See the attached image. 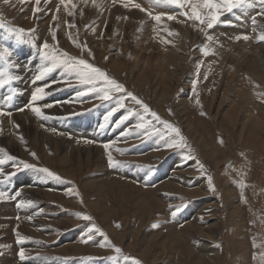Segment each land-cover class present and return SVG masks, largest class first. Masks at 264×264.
<instances>
[{"label":"rangeland","instance_id":"obj_1","mask_svg":"<svg viewBox=\"0 0 264 264\" xmlns=\"http://www.w3.org/2000/svg\"><path fill=\"white\" fill-rule=\"evenodd\" d=\"M103 1L39 0L37 3V0H23L17 7L23 6L24 10L32 4L33 11L30 9V14L22 15L19 8L13 6V10L7 0H0V47L2 44L3 49L7 48L6 41L18 36L14 29L23 28L25 32L19 36H23L24 46L19 48L18 53L28 60L25 61V70L32 63L35 65L32 66L34 70L39 72L44 66H49L48 61L43 60L39 54L42 45L47 43L45 51L50 57L59 60L74 58L76 61L84 59L122 84L125 90L122 93L112 91L109 93V100H102V93L89 92L88 87L91 85L81 84L74 72L54 68L55 72L48 76L53 81H50L52 85H46V89L56 87L59 93L62 92L64 98L59 106L68 111L67 114L61 112L51 118L49 124H58L59 128L73 131L70 140L75 145L85 144L90 146L89 149L93 147L102 150L98 161L82 162L79 181L60 171L67 169L66 163L57 160L50 164L52 167L46 165L42 158V148L31 147L29 139L23 150L16 147L10 150L1 128L0 157L9 165H0V169L5 175H15L7 180L0 176V189L14 195L10 204L6 199L0 203L8 204V212L0 208V214L14 213L18 223L13 226L14 219H0V264H264V80L255 75L258 73L264 76V50L261 53H257L256 49L252 50L264 47V41L257 38L264 31V12L261 11L258 0L256 7L251 9H234L232 13H225L220 19L231 23H220L213 29H207L206 24L189 18L190 4L199 0H184L179 7L157 3L156 0H148L150 3L146 0ZM152 2L158 5L162 3L163 6L154 7ZM136 4L140 5V9L135 7ZM99 5L109 15L101 28L104 36L109 33V42L115 38L116 42L122 40V43H126L124 38L132 42L146 31L148 41H153L150 49L160 52L165 48H172L176 51L181 50L178 37L190 32L191 38L187 37L185 44V67L183 66L180 77L173 79L168 76L163 83L159 82L158 76L148 73L146 79L149 78V85L145 84L141 67H135L130 61L131 53L124 51L126 69L131 70H126V74L121 73L120 78H116L109 74L108 68L99 65L95 52L89 50L88 37L78 34L77 24L69 15H66L71 22L68 29L75 42L69 47L75 51L71 53L66 50L63 42L60 43V34L66 35L68 31L67 28L65 31L62 28L66 27L63 24L66 9L70 6H81L83 9L90 6L97 10L100 9ZM36 8L39 10L34 11ZM150 8H155L156 12ZM164 8L170 9L174 14ZM41 13L45 17L47 14L48 18L41 17ZM121 13L126 17H133V20H127L130 25L119 17ZM137 14L142 18L137 19ZM159 14L163 15L157 22L154 16ZM172 15L173 19L169 20L168 17ZM26 19L31 22L30 28L22 22ZM152 21L155 22L154 25L162 23V29L150 30L148 25H153ZM91 23L93 27L90 26ZM239 24L245 28L242 29ZM40 25L46 27L42 28ZM143 26L146 27L145 30ZM88 28L98 31V24L92 19L85 27ZM110 28H114V32ZM28 30L34 31L29 33ZM42 31L47 35L50 32L55 34L56 45L50 43L46 34L39 37L38 33L41 34ZM192 33H196L194 37H198L192 38ZM209 35L213 37L211 41L207 39ZM244 35L248 39L247 42L243 38L239 39L243 41L241 44L236 37ZM241 45L246 47V52L250 49L244 60L240 59V53H236ZM109 47L111 48V44ZM204 49L207 55L202 51ZM245 49L240 51L243 53ZM28 53L30 58H27ZM256 62L260 69L253 73ZM109 63L106 62V65H110ZM161 66L162 63L159 67ZM38 71L36 72L39 73ZM46 79L47 77H43L37 85L44 83ZM94 83L97 89L107 87L102 77ZM127 92L143 101L163 121L179 128L180 136L177 137L167 125L160 124L149 113L144 112L139 104L126 95ZM117 100L124 103V108L118 107ZM69 103L70 107L67 106ZM113 108L117 111L106 121L104 117ZM129 111L133 115L117 125L121 116L128 115ZM1 116H7V119L12 117L11 114ZM62 117L75 120L80 117L84 122L90 120L96 129L87 131L81 125L82 129L79 131L70 124L62 125ZM100 124L105 127L101 129ZM138 124H144L147 131L137 128ZM108 135L113 139L110 140ZM166 143L173 144V147H166ZM105 144L109 145L108 149H105ZM59 152L64 155V150ZM47 154L51 155L53 152ZM109 154L115 161L124 162L123 166L110 167L107 159ZM9 155L16 157V160L8 161ZM11 164L13 170L10 169ZM24 164L33 165L37 170L25 168ZM41 168L49 169L60 179L40 172ZM19 176L21 178L17 180ZM94 177L114 180V184L109 186L113 190L100 182L84 187ZM32 186H37L50 195H58L60 199L50 200L34 193H30L31 196L25 195L26 188ZM11 189L18 195L10 192ZM21 201L26 205L24 208L17 207ZM177 208L181 210L173 216L172 212ZM85 215L90 219L84 220ZM96 227L104 236L94 230L89 232V229ZM89 235L92 236L91 240L88 239ZM18 240L21 242L17 243ZM116 248L120 252H116ZM21 250L24 251L23 260L19 256Z\"/></svg>","mask_w":264,"mask_h":264},{"label":"bare ground","instance_id":"obj_2","mask_svg":"<svg viewBox=\"0 0 264 264\" xmlns=\"http://www.w3.org/2000/svg\"><path fill=\"white\" fill-rule=\"evenodd\" d=\"M8 1V5L9 6H11L12 5V7L13 6H16L17 7V5H20V2L21 1H23V0H7ZM67 1V0H66ZM77 1V0H76ZM105 1V0H104ZM104 1H103V3H104ZM117 1V0H116ZM129 1H131V0H129ZM133 1V0H132ZM138 1V0H137ZM146 1H148V0H146ZM29 2V1H28ZM63 2H64V0H63ZM71 2H73V1H71ZM84 2H85V0H84ZM99 2V1H98ZM101 2V1H100ZM99 2V3H100ZM114 2V1H113ZM120 2V1H119ZM136 2V1H135ZM140 2V1H139ZM143 4L145 3V2H143V1H141ZM3 3V2H2ZM70 3V2H69ZM89 3H91V2H89ZM97 3V2H96ZM116 3V2H115ZM121 3V2H120ZM125 3V2H124ZM137 3V2H136ZM147 3H150L149 1L147 2ZM147 3H145V4H147ZM153 3V2H152ZM151 3V4H152ZM72 4V3H71ZM88 4V3H87ZM94 4V3H93ZM127 4V3H126ZM132 4V3H131ZM134 4V3H133ZM25 5V4H24ZM27 5V4H26ZM34 5H35V3H34ZM74 5H75V2H74ZM109 5V4H108ZM156 6V7H160L161 8V5H162V3H161V5L159 4H154L153 3V5L152 6ZM165 5V4H164ZM2 6V5H1ZM4 6V5H3ZM7 6V5H6ZM53 6V5H52ZM85 6V5H84ZM83 6V7H84ZM96 6V5H95ZM100 6V9H97V8H95V9H97V10H94L92 7H90V6H88V7H84V9L81 7V6H78V7H74V6H70L68 9H66V12H65V14L63 15V20L65 21V23H63V24H65V26L66 27H62L63 28V30L65 31L66 30V28H67V34L65 35V34H63V33H61L60 35H61V40H60V43L61 42H63L62 44H64V47H65V49L66 50H68V51H71V53L72 52H74L75 50H73L72 48H70L69 46L71 45V44H75V42H73V40H72V38H71V36H73V34L71 35L70 34V31H69V29H68V25H69V18L67 19V17H66V15H69V16H71L72 18H73V20L76 22V24H77V27H78V34L81 36L82 34L83 35H86L87 37H88V40H89V43H88V46H89V50L91 49L92 51H94L95 52V55H96V57H97V59H98V63H99V65L101 66V67H104V68H108V70H109V74H111V75H113V76H115L116 78L118 77V78H120L119 76L121 75V73L122 74H126V70H131V69H129V68H127L126 69V67H127V61H125L123 58H124V51H129L130 53H131V62L135 65V67L136 66H139V67H141V69L142 70H140V72L142 73V74H144V81H145V84H148L149 85V78L148 79H146L147 78V74L149 73H152L153 74V76H158V78H159V82H163V83H165V81H166V78L168 77V76H171L173 79L174 78H178V77H180L179 75H181V70H184V63L186 62L185 60H186V57L184 56V55H186V54H184V52H186L185 50H186V48L187 47H185V44H187L186 43V39H187V37L188 38H191L189 35V33L188 34H183V36L182 37H178V46H179V48L181 47V50H176V51H173L172 50V48L171 49H169L168 50V48L165 50L164 49V51L163 50H160V52H157L156 51V49H154L155 51H153L152 49H150V47L152 48V44H150V43H152L153 41H151V42H149L148 41V38L146 37V35L148 34V33H146V31H145V33H144V35H140V37L139 38H135L136 40L134 41V43H133V41L132 42H128L127 41V39H125L124 38V40L126 41V43H122V40H121V42L120 41H117L116 42V38L115 39H113L111 42H109V40H108V36H109V33H107V32H105V33H107L105 36H104V33L101 31V28H102V24L103 23H106L105 22V20L106 19H108V17H109V15L106 13V10L105 9H102L101 8V6L102 5H99ZM110 6H111V3H110ZM130 6V5H129ZM143 5L141 4V7H142ZM154 6V7H155ZM163 6V5H162ZM8 7V6H7ZM6 7V8H7ZM28 7V8H27ZM24 10L22 9L23 8V6H20V8L19 7H17V8H19V11L21 12V14L22 15H28V14H30L29 12H30V9L33 11V6H32V4H29L28 6H27ZM116 7V6H115ZM131 7V6H130ZM144 7V6H143ZM145 7H148V6H145ZM256 7V6H255ZM126 8V7H125ZM167 8V7H166ZM166 8H164V10L166 9ZM187 8V7H186ZM186 8H185V10H186ZM191 8V7H190ZM260 8V7H259ZM127 9H129V7H128V5H127ZM140 9V8H139ZM148 8H146V10H147ZM153 8H150V10H152ZM2 10V9H1ZM4 10V9H3ZM13 10H14V7H13ZM161 10V9H160ZM185 10H184V12H185ZM148 11V10H147ZM166 11H168V12H170L171 13V10L170 9H166ZM174 11H176V10H174ZM189 11V10H188ZM241 11V10H240ZM251 11V10H250ZM12 12V11H11ZM25 12H27V13H25ZM53 12V11H52ZM61 12H62V10H61ZM107 12H109V11H107ZM114 12V11H113ZM119 12V11H118ZM140 12V11H139ZM153 12H156V10H155V8L153 9ZM110 13V12H109ZM148 13H151L152 14V12H149L148 11ZM147 13V14H148ZM157 13H159V12H157ZM167 13V12H166ZM165 13V14H166ZM14 14V13H13ZM16 14V13H15ZM41 14H43V13H41ZM40 14V15H41ZM55 14V13H54ZM114 14V13H113ZM121 14H123V13H121ZM119 15V17H122V19H124V20H126V22H127V20H133L132 18H130V17H126V16H124L125 14H123V15ZM143 14V13H142ZM150 14V15H151ZM168 14V13H167ZM171 14H174V13H171ZM171 14H169V15H171ZM7 15V14H6ZM20 15V14H19ZM35 15V14H34ZM36 15H37V13H36ZM150 15H149V17H150ZM241 15V14H240ZM243 15V14H242ZM21 16V15H20ZM46 16L47 17H45L44 16V14L41 16V17H45V18H48V15L46 14ZM60 16V18L59 19H61V15H59ZM111 16V15H110ZM8 17V16H7ZM6 17V18H7ZM14 17V16H13ZM31 17V16H30ZM66 17V18H65ZM117 18H119L118 16H116ZM146 17H147V15H146ZM146 17H144V18H146ZM152 17V16H151ZM172 17H174L173 15H172ZM2 18V17H1ZM35 18V17H34ZM136 18L137 19H139V18H142V16H140V15H136ZM178 18V17H177ZM93 19V22H95V23H97L98 24V31L96 30H94L93 28H92V30H89V28L88 29H85V27H87V25H88V22L90 21V20H92ZM115 19V18H114ZM135 19V18H134ZM149 19H151L152 20V18H149ZM7 20H10V19H7ZM18 20V19H17ZM21 20V19H20ZM117 20H119V19H117ZM142 20V19H141ZM166 20H168V19H166ZM13 21V20H12ZM63 21V22H64ZM110 21V20H109ZM130 21H129V23H130ZM138 21V20H137ZM140 21V20H139ZM262 21V20H261ZM10 22V21H9ZM22 22L25 24V26L26 27H29L30 25H31V22H29L27 19L26 20H22ZM21 22V23H22ZM62 22V21H61ZM73 22V21H72ZM120 22V21H119ZM121 22H123V21H121ZM143 22V21H142ZM176 22V21H175ZM51 23H52V21H51ZM71 23V22H70ZM110 23V22H109ZM128 22H127V25L129 24ZM132 23H134V22H132ZM139 23V22H138ZM152 23H153V25H151V24H149L148 26H149V29L151 30L152 29V31H153V29L154 28H159V29H162V23H160V25H154V21H152ZM168 23H169V21H168ZM173 23V22H172ZM191 23V22H190ZM200 23V22H199ZM8 24V23H7ZM53 24V23H52ZM62 24V23H61ZM72 24H74V23H72ZM100 24V25H99ZM108 24V23H107ZM120 24H122V23H120ZM162 24V25H161ZM93 24L91 23L90 24V26H92ZM96 25V24H95ZM105 25V24H104ZM123 25H125V24H123ZM122 25V26H123ZM130 25V24H129ZM142 25V24H141ZM144 26L146 25L145 24V21H144V24H143ZM171 25V27H172V24H170ZM170 25H168V26H170ZM187 25V24H186ZM239 25H241V24H239ZM258 25V24H257ZM33 26V25H32ZM59 26V25H58ZM63 26V25H62ZM120 26V25H119ZM118 26V27H119ZM121 26V27H122ZM143 26V27H144ZM164 26H166V25H164ZM182 26V25H181ZM189 26V25H188ZM242 26V25H241ZM25 27V28H26ZM40 27H42L41 25H40ZM39 27V28H40ZM44 27H46V26H44ZM44 27H42V28H44ZM50 27V26H49ZM93 27V26H92ZM106 27H110V26H106ZM113 27H115L114 25H113ZM130 27V26H129ZM137 27L138 26H136V29H137ZM161 27V28H160ZM204 27V26H203ZM246 27H247V25H246ZM2 28V27H1ZM8 28V27H7ZM30 28V27H29ZM41 28V29H42ZM145 28L146 27H144V30H145ZM188 28H191L190 26L188 27ZM187 28V29H188ZM238 28V27H237ZM244 28H245V26H244ZM243 28V26H242V29H244ZM111 29V28H110ZM112 29H114V28H112ZM111 29V30H112ZM122 29H123V27H122ZM157 29H155V30H157ZM182 29V28H181ZM193 29V28H192ZM192 29H191V31H192ZM239 29V28H238ZM254 29V28H253ZM45 30H46V28H45ZM50 30V29H49ZM53 30V29H52ZM105 30V29H104ZM116 30V29H115ZM135 30V29H134ZM143 30V31H144ZM169 30V29H168ZM197 30H199V29H197ZM203 30V29H202ZM106 31V30H105ZM113 32H114V30H112ZM119 31H120V29H119ZM128 31V30H127ZM174 31V30H173ZM180 31H182V30H180ZM231 31V30H230ZM245 31V30H244ZM248 31V30H247ZM141 32V31H140ZM166 32H167V30H166ZM184 32V31H183ZM186 32V31H185ZM234 32V31H233ZM4 33V32H3ZM38 33V32H37ZM51 34H46V32L45 31H42L41 32V34H40V32L38 33L39 34V37H41L40 35H43V34H46L47 36H48V39H49V41H50V43L51 44H53V45H56L55 44V42H56V40L55 39H53L52 37H53V33L52 32H50ZM72 33V32H71ZM124 33V32H123ZM130 33V32H129ZM128 33V34H129ZM133 33H136V32H134L133 31ZM152 33V32H151ZM164 33V32H163ZM162 33V34H163ZM172 33V32H171ZM236 33V32H235ZM237 33H239V32H237ZM255 33V32H254ZM101 34H103V35H101ZM143 34V33H142ZM159 34V33H158ZM158 34H156L155 33V35H158ZM162 34H160V36H163ZM168 34V33H167ZM166 34V35H167ZM170 34V33H169ZM177 34V33H176ZM193 34V33H192ZM191 34V36H192V38L194 37V34H196V33H194L193 35ZM28 35V34H27ZM30 35V34H29ZM71 35V36H70ZM112 35V34H111ZM124 35V34H123ZM122 35V36H123ZM126 35V34H125ZM124 35V36H125ZM136 35V34H135ZM139 35V34H138ZM172 35V34H171ZM197 35V34H196ZM254 35V34H253ZM259 35V34H258ZM104 36V37H103ZM119 36H121V34L119 35ZM123 36V37H124ZM137 36V35H136ZM154 36V35H153ZM168 36H170V35H168ZM230 36V35H229ZM46 37V36H45ZM111 37V36H110ZM149 37V36H148ZM151 37V36H150ZM156 37V36H155ZM155 37H154V39L153 40H155ZM196 37V36H195ZM194 37V38H195ZM198 37V36H197ZM196 37V38H197ZM84 38V37H83ZM127 38V37H126ZM132 38V37H131ZM134 38H132V39H134ZM158 38V37H157ZM156 38V40L158 41L159 39H157ZM162 38V37H161ZM174 38V37H173ZM172 38V39H173ZM257 38H258V36H257ZM7 39V38H6ZM42 39V38H41ZM122 39V38H121ZM152 39V38H151ZM176 40H177V38H175ZM139 40H141V41H139ZM174 40V39H173ZM175 40V41H176ZM8 41V40H7ZM161 41V40H160ZM164 41V40H163ZM235 41V40H234ZM11 42V41H10ZM42 42V41H41ZM48 42V41H47ZM166 42V41H165ZM177 42V41H176ZM241 41L239 40V43H240ZM243 42V41H242ZM242 42H241V44H242ZM246 42H247V40H246ZM248 42H250L249 40H248ZM163 43V42H162ZM161 43V44H162ZM36 44V43H35ZM111 44V48L109 47V45ZM160 44V45H161ZM237 44V43H236ZM61 45V44H60ZM155 45V44H154ZM154 45H153V47H154ZM158 45V44H157ZM159 45V46H160ZM164 45V44H163ZM173 45V44H172ZM237 45H240V44H237ZM243 45H245V44H243ZM62 46V45H61ZM188 46V45H187ZM156 47V46H155ZM154 47V48H155ZM163 48H164V46H162ZM161 47V48H162ZM165 47H167V46H165ZM243 47V48H242ZM245 46H242L241 45V47L239 46V48H237L239 51H237L236 53H240V59L241 60H244V58L248 55V52H249V50H248V52H246V47L244 48ZM57 48V47H56ZM201 48V47H200ZM230 48H231V46H230ZM259 48H261V47H255V48H253L252 50H254V49H256L255 51L257 52V53H261V52H263V48H261V50L259 49ZM24 49V48H23ZM47 49V48H46ZM157 49H158V47H157ZM242 49H245V51H243V53L244 52H246V53H242V51H240V50H242ZM235 50V49H234ZM52 51V50H51ZM228 51V50H227ZM178 52V53H177ZM196 52V51H195ZM229 52V51H228ZM233 52V51H232ZM21 53V52H20ZM33 53V52H32ZM31 53V54H32ZM37 53V52H36ZM30 54V53H29ZM231 54V53H230ZM234 55H235V53H233ZM33 55V54H32ZM36 55V54H35ZM80 55V54H79ZM127 55V54H126ZM228 55V54H227ZM237 57V56H236ZM12 58V57H11ZM89 58V57H88ZM14 59V58H13ZM35 59V58H34ZM90 59V58H89ZM128 59V58H127ZM12 60V59H11ZM27 59H24V60H15V62H14V68H12V69H16L17 68V66L20 68V70H15V71H17L18 73H19V71H21V73H24L25 71V61H26ZM31 60V59H30ZM91 60V59H90ZM110 61V63H109V61ZM236 60V59H235ZM28 61V60H27ZM40 61V60H39ZM108 62L110 65H106V62ZM153 61H154V65H153ZM41 62V61H40ZM47 62V61H46ZM45 63V62H44ZM162 63V66L161 67H159L160 66V64ZM164 63V64H163ZM37 64V63H36ZM22 67H21V66ZM32 66L34 67L35 65H34V63H32ZM32 66H26L27 68H28V70H27V72L25 73V77H29L30 76V78H32V74H36L35 73V71H34V68L32 67ZM37 66V65H36ZM184 66V67H183ZM169 67H171V70H169ZM255 67V66H254ZM252 68V67H251ZM262 68V67H261ZM22 69V70H21ZM32 69V70H31ZM254 69V68H253ZM260 68H259V66H258V64H257V62H256V69H254V70H252V72L254 73V71L255 70H259ZM165 70V71H164ZM250 70V69H249ZM264 70V69H263ZM10 71V70H9ZM39 72V71H38ZM249 73H250V71H249ZM140 74V73H139ZM138 74V75H139ZM14 75H16V74H14ZM256 76H257V78H263V80H264V76L263 75H260V74H255ZM19 76H20V74H19ZM58 76V75H57ZM56 76V77H57ZM22 77H24V75L22 76ZM19 78V77H18ZM126 78V77H125ZM43 79V78H42ZM52 79H54V78H52ZM57 79V78H56ZM21 80H27V79H21ZM31 80V79H30ZM137 80V79H136ZM50 81H53V80H51V79H46V80H44L43 82L44 83H42L41 84V86H39V87H41V88H44L45 89V92L46 93H49L48 95H45V96H43V98L40 100V101H37V102H35V104L33 105V106H37V107H40L41 109H42V112H43V114H44V116H46L47 117V119H44V118H42V117H38V116H36L32 111H31V108H27L25 111H19V112H17V113H13V114H11L12 115V117H8V119H7V116H1L0 115V132H1V130L3 129V131H4V133H3V136L7 139L6 140V142H7V144L10 146V150H14V147H16V148H20L21 150H23L24 149V144L26 143V140L27 139H29V142H31V144H30V146L31 147H34V146H37V147H41L42 148V151H41V153H43L42 154V158H43V161H44V163L46 164V165H48V166H50V167H52L50 164H52V163H54V162H56L57 160H59V162L60 163H66L67 164V169L66 170H60L62 173H64V174H66L67 176H69L70 178H72V179H75V180H77V181H79V175H80V173H81V171H82V168H81V165H82V162L83 161H85V162H91L92 160H96V161H98L99 159H101V155H100V151L102 152V150H99V149H94L93 147H92V149H89L90 148V146L89 145H85V144H80V145H82V146H79V144L78 145H75V144H73V142H72V140H70V137H71V135L73 134V131H69V130H67V129H65V128H59V126H58V124L57 125H51V124H49V121L51 120V118H54V117H56V116H58V114L60 115V113L61 112H63V113H68V111L65 109V108H63L62 106H59V104H60V102H61V100H62V98H64V95H63V93L62 92H58L57 90H56V87H53V88H50L49 90L48 89H46V85H52V84H50L51 82ZM56 81V80H55ZM141 81V79L139 78L138 79V82H140ZM143 81V82H144ZM27 82H28V80H27ZM240 82V80L238 81V83ZM125 83V82H124ZM237 83V84H238ZM252 83V82H251ZM25 84V83H24ZM13 86V85H12ZM37 86V85H36ZM35 86V87H36ZM17 87V86H16ZM48 87V86H47ZM51 87V86H50ZM153 87V86H152ZM31 88H33V87H31ZM35 89V88H34ZM19 90L21 91V95H20V97L22 98V99H26V96H28V94L29 93H32V89H30L29 87H27V85L25 84V85H22V84H20V87H19ZM20 91H18V92H20ZM31 91V92H30ZM16 93V92H15ZM157 94H158V91H157ZM17 97V96H16ZM168 97V96H167ZM67 98V97H66ZM29 103V102H28ZM27 103V104H28ZM91 103V102H90ZM24 102H22V103H19V105H18V107H23L24 105ZM45 104H50V105H52V107H47V108H45L44 107V105ZM26 106V105H25ZM68 107H70L71 106V104L69 103L68 105H67ZM17 106H15L14 108H16ZM17 109V108H16ZM90 114V113H89ZM9 115V114H8ZM72 120H74L75 122H72ZM94 120H96V119H94ZM68 122V124H66L65 122ZM55 122V121H54ZM79 122H80V117L78 118V119H64L63 117H62V119H61V124L62 125H71V127L72 128H78V130L79 131H81V129H82V126H80L79 125ZM39 123V125H37ZM53 123V122H52ZM76 123V124H75ZM74 124V125H73ZM61 126V125H60ZM66 127V126H65ZM84 127H86V129H87V131L88 130H95L96 129V127L94 126V124H93V122H91L90 120H89V122L84 126ZM2 128V129H1ZM71 128V129H72ZM119 129V128H118ZM86 131V130H85ZM99 131V130H98ZM66 135H67V137H66ZM15 137V138H13V137ZM98 136V135H97ZM108 137H109V135H108ZM116 137V136H115ZM106 139V138H105ZM109 139H110V137H109ZM111 139H113V138H111ZM110 139V140H111ZM115 139V138H114ZM117 139V138H116ZM113 141V140H112ZM111 144V143H110ZM91 145V144H90ZM102 148V147H101ZM48 149V151H46ZM59 150H61V151H63L64 150V155H61V153L59 152ZM26 151V150H25ZM23 152V154H25L26 155V153L24 152V151H22ZM47 152H53V154H51V155H48L47 154ZM57 156H59V157H57ZM59 158V159H58ZM1 159V158H0ZM32 161V160H31ZM131 174V173H130ZM129 174V175H130ZM95 178V177H94ZM32 179V178H31ZM175 179V178H174ZM12 180V179H11ZM13 181V180H12ZM35 181H36V178H35ZM98 182H100L102 185H107V187L106 188H109V189H112V187H109L110 185H112V184H114V180H111L110 178H102V177H100L99 179H97V178H95L94 180H90V181H87L85 184H84V187H90V186H92V185H96V183H98ZM36 183V182H35ZM35 183H31L32 185L33 184H35ZM38 184V183H37ZM19 186V185H18ZM41 186V185H40ZM48 187V186H47ZM99 187H101V185L99 186ZM113 188H114V186H113ZM27 190L26 191H28V193H26V191H25V195H28L29 194V196H31L30 195V193H34V194H37V196L38 195H42L43 197H47L48 199H50V200H55V199H60V197L58 196V195H56V196H54V195H50V193L48 194V193H46V192H43V191H41L40 189H38V187L37 186H32V187H28V188H26ZM113 190V189H112ZM112 190H110L111 192H112ZM18 193H16V195H17ZM33 195V194H32ZM35 197V196H34ZM36 198V197H35ZM64 202V201H63ZM65 203V202H64ZM21 211H23V210H21ZM25 213V212H24ZM27 215V214H26ZM28 218H29V216H28ZM75 253H77V252H75Z\"/></svg>","mask_w":264,"mask_h":264},{"label":"snow or ice","instance_id":"obj_3","mask_svg":"<svg viewBox=\"0 0 264 264\" xmlns=\"http://www.w3.org/2000/svg\"><path fill=\"white\" fill-rule=\"evenodd\" d=\"M157 3L163 2L168 5H175L177 7L182 6L184 3V0H156ZM261 11L264 12V0H258ZM37 3H39V0H37ZM256 0H199V2L191 3V15L190 19L192 20H198L203 24H206L207 29H213L215 25L224 23L228 24L231 23L230 21H222L220 17L224 15L225 13H232L234 9H240L242 11H245L247 9H251L255 7ZM135 7L140 8L139 4H136ZM39 9L36 8L34 11H38ZM163 14H159L154 16V19L159 22L162 18ZM187 15V13H185ZM55 19V17H53ZM169 20L173 19L172 16L168 17ZM253 23H255V20H253ZM14 31L18 34H23L25 30L23 28H17L14 29ZM29 33L34 30H28ZM53 39H55V34H53ZM248 39L247 35L244 36H237L236 39ZM207 39L211 41L213 39L212 36H208ZM258 40L264 41V31L260 33L258 36ZM48 47L47 43H44L42 47L40 48L39 54L40 57L43 60L48 61L49 66H44L42 70L39 72L38 75L35 76L36 81H40L46 74L50 73L53 71L54 68H64L65 71L67 72H74L76 76L79 78L80 83L84 85H91L88 87V91L92 92L94 94H99L100 99L102 100H109L110 96L109 93L112 91H115L117 93H122L124 92V86L120 83H118L116 80L109 78L105 72H103L100 68L94 67L92 64L87 63L84 59H79L76 61L74 58H69L65 60H59L56 57H50L48 53L45 51V49ZM204 51V54L207 55L206 49L202 50ZM2 55L5 59L10 56V52L7 48L3 49V53L0 54ZM66 55V54H65ZM71 61V62H70ZM103 78V83L107 85L105 88H100L97 89L95 87V81L98 78ZM17 79L15 76H10L6 75L5 73H0V88H3L5 85H8L12 82V80ZM195 84V81L193 82ZM49 93L45 92L44 88L37 87L35 90L31 93V98L29 101V104L26 105L25 107L31 108V111L38 117H42L44 119H47L46 116H44L42 109L37 106H33L35 102L40 101L43 96L48 95ZM84 93H78V95H83ZM126 95L132 99L136 104H139L144 112L149 113L150 116L160 124L167 125V127L171 130V132L175 133L177 137L180 136V129L173 127L169 122L163 121L156 112L151 111L146 104L143 103V101L137 99L133 93L127 92ZM7 99H10V96L7 97ZM117 105L119 108H124V103H122L120 100H117ZM45 108L47 107H52L50 104H45ZM21 111H24V108L20 109ZM117 111L116 108H113L111 112L107 113V115L104 117V119L107 121L109 117H111L115 112ZM4 114L3 109L0 108V115ZM133 115L131 111L128 112V115L126 116H121L120 120L117 121V125L120 123H123L124 120H127L129 116ZM151 126V122H149V127ZM105 127L104 124H100V128L103 129ZM137 128H143L145 131H147V128L145 127L144 124H138L136 126ZM182 139V138H181ZM105 149L109 148L108 144L104 145ZM166 147H173V144H168L166 143ZM34 156L35 153H32ZM108 163L110 167H117V166H123L124 162L121 161H115L113 157L109 154L108 157ZM8 161H15L16 157L9 155L7 157ZM5 163L4 160H0V165H3ZM25 168L33 167V165L29 164H24ZM40 172L46 173L48 176L55 178V179H60L59 176H57L55 173L49 171L47 168H41L39 169ZM15 175V173H8L4 174L2 169H0V176H3L5 180L9 179L11 176ZM211 180V178H209ZM5 196V192L0 191V199H3ZM31 205V201L28 202V206ZM26 205L23 201L19 202L17 204L18 208H24ZM181 209L177 208L175 211L172 212V215L175 216L177 212H179ZM84 220H89L90 217L85 215L83 217ZM95 231L99 233L101 236H104V233L100 231L98 227L94 229H89V232L91 233L92 231ZM89 240L92 239V236L89 235L88 237ZM105 242H107V237H104ZM21 241L18 240L17 243H20ZM116 252H120L119 248H116ZM20 258L23 260L25 258L24 256V251L21 250L19 253ZM138 264V262H137Z\"/></svg>","mask_w":264,"mask_h":264},{"label":"crops","instance_id":"obj_4","mask_svg":"<svg viewBox=\"0 0 264 264\" xmlns=\"http://www.w3.org/2000/svg\"><path fill=\"white\" fill-rule=\"evenodd\" d=\"M11 41V40H10ZM9 41V42H10ZM11 43V42H10ZM15 44V43H14ZM17 55V54H16ZM14 58V59H13ZM12 59V60H11ZM15 60H20V58L17 56V58L16 57H12V58H9V57H7V63H11V68H14V62H15ZM21 66V65H20ZM22 67V66H21ZM15 70H20V68L17 66V68L15 69ZM15 70H13V69H11L9 72L12 74V76H15V77H17V79H15V82H17V84H14L13 86H12V89H11V96H10V99H14V100H16V101H18L19 103H22V102H24V106L23 107H18V105H16L17 107V109H21V108H24V111L28 108V107H25V105H28L29 103V101H30V98H31V93H29L28 94V96H26V99L24 100V99H22L21 97H20V95H21V91L19 90V87H20V84H22V85H27V87H29L30 89H32L33 91L35 90L34 88H37V87H39V86H41V84L42 83H40L39 84V86L37 85H34L33 84V82H32V80H30V79H32V78H30V76L29 77H25V73L27 72V70H24L25 72L24 73H21V71H19V73L17 72V71H15ZM22 70V69H21ZM35 71V73H36V71L37 70H34ZM53 72H55V70H53L52 72H50V73H48V74H53ZM14 74H16V75H14ZM19 74H20V76H19ZM24 75V77H22ZM19 77V78H18ZM27 79L28 80V82H27V80H21V79ZM48 78V77H47ZM25 83V84H24ZM17 86V87H16ZM36 86V87H35ZM31 87H33V88H31ZM18 91H20V92H18ZM32 91V92H33ZM16 92V93H15ZM31 92V91H30ZM17 96V97H16ZM28 103V104H27ZM16 108H14V106H13V110H16ZM21 111V110H20ZM81 119L82 118H80V122H81ZM66 137H67V135H66ZM18 195V194H17ZM14 196V195H13ZM11 200H14V199H11ZM10 204V203H9ZM0 208H4L5 210H4V212H8V204H5V205H0ZM23 210V209H22ZM3 215H8V214H3ZM1 219V218H0ZM22 221L21 222H23V219H21ZM1 221H3V219H1ZM18 234H20V233H18Z\"/></svg>","mask_w":264,"mask_h":264}]
</instances>
